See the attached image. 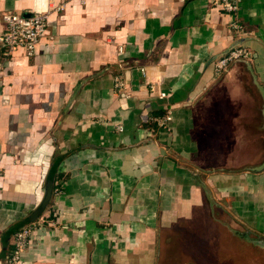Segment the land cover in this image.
Instances as JSON below:
<instances>
[{
  "label": "crops",
  "instance_id": "crops-1",
  "mask_svg": "<svg viewBox=\"0 0 264 264\" xmlns=\"http://www.w3.org/2000/svg\"><path fill=\"white\" fill-rule=\"evenodd\" d=\"M213 2L0 0V33L49 12L33 57L0 56V264L58 161L55 226L33 222L18 264H264V0L239 34ZM239 43L253 63L217 76Z\"/></svg>",
  "mask_w": 264,
  "mask_h": 264
},
{
  "label": "built area",
  "instance_id": "built-area-1",
  "mask_svg": "<svg viewBox=\"0 0 264 264\" xmlns=\"http://www.w3.org/2000/svg\"><path fill=\"white\" fill-rule=\"evenodd\" d=\"M242 0H214L213 4L222 9L227 14L236 17L230 24V30L234 34L243 31V26L237 19L240 11ZM66 4L61 3L55 6L52 12H61L65 9ZM48 13L31 12L29 14H18L14 12L4 13L2 16L4 22V30L0 33V56L2 60H10L17 52L23 51L26 56L33 57L36 53L38 44L47 36L48 29ZM122 52V48L120 49ZM253 52L243 43L236 44L229 52L215 62V74L222 76L232 65L238 63H253ZM115 89L128 97L127 85L125 79L121 75L115 76ZM154 91V87L152 86ZM164 96V95H163ZM172 120L170 114L155 116L151 118V123L157 128H165ZM62 193L60 183L55 182L53 196H59ZM39 222H48L51 226H55L53 220H46L42 215ZM36 223L23 226L13 235V248L6 257L7 264H18L24 252L29 246V242Z\"/></svg>",
  "mask_w": 264,
  "mask_h": 264
},
{
  "label": "water",
  "instance_id": "water-1",
  "mask_svg": "<svg viewBox=\"0 0 264 264\" xmlns=\"http://www.w3.org/2000/svg\"><path fill=\"white\" fill-rule=\"evenodd\" d=\"M58 165H59V161L53 165V167L51 168L49 172V175L46 181V191H45L46 193H45V197L43 201L41 202L39 207L35 210V212L28 218V220L26 222H23L24 224L16 226L8 232V235L6 238V244L10 240L11 235L14 234L18 228H20L23 225L25 226V223L27 224V223L36 222L44 214L53 196Z\"/></svg>",
  "mask_w": 264,
  "mask_h": 264
},
{
  "label": "trees",
  "instance_id": "trees-1",
  "mask_svg": "<svg viewBox=\"0 0 264 264\" xmlns=\"http://www.w3.org/2000/svg\"><path fill=\"white\" fill-rule=\"evenodd\" d=\"M57 177H58V174H56L55 182H56V180L58 179ZM23 226H24V225H23ZM23 226H21L20 228H18L16 231H18L19 229H21Z\"/></svg>",
  "mask_w": 264,
  "mask_h": 264
}]
</instances>
